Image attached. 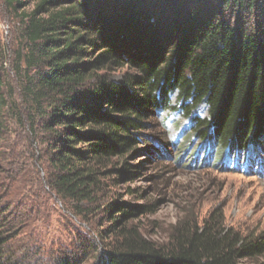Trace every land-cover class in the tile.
I'll list each match as a JSON object with an SVG mask.
<instances>
[{
  "label": "trees",
  "instance_id": "1",
  "mask_svg": "<svg viewBox=\"0 0 264 264\" xmlns=\"http://www.w3.org/2000/svg\"><path fill=\"white\" fill-rule=\"evenodd\" d=\"M25 36L23 100L40 122L50 184L62 200L93 202L111 173L132 180L133 165L112 160L148 140L149 120L168 108L190 117L192 136L229 166L247 168L264 153V0H37ZM2 85L0 78V158ZM202 102L206 118L193 115ZM261 159L254 165L264 175ZM103 210L111 219L99 230L100 250L87 242L96 246L94 264H244L264 253V234L243 236L216 211L199 225L181 220L158 243L125 223L134 205L116 200ZM6 242L0 212V264L33 263ZM77 262L63 256L54 264Z\"/></svg>",
  "mask_w": 264,
  "mask_h": 264
},
{
  "label": "rangeland",
  "instance_id": "2",
  "mask_svg": "<svg viewBox=\"0 0 264 264\" xmlns=\"http://www.w3.org/2000/svg\"><path fill=\"white\" fill-rule=\"evenodd\" d=\"M36 3L24 0L16 6L0 0V78L7 100L0 212L6 218V250L27 256L32 264H54L63 256L77 258V264H94V248L100 250L102 244L97 241L99 230L111 219L103 209L116 200L135 206L125 223L158 243L166 241L181 220L199 225L214 211L226 227L243 236L264 234V175L254 165L262 158L264 167V153H258L247 168L229 166L218 151L215 158L206 153L201 140L192 136L190 117L180 109L168 108L150 119L145 130L148 140L112 160L117 167L125 162L133 165L137 174L132 180L109 174L102 178L103 190L93 202H69L56 194L49 180L51 167L40 122L32 120L23 100L25 26ZM127 71L122 68L113 78L121 80ZM170 99V105H177L174 94ZM193 115L206 118L207 104L200 103ZM243 155L239 154L240 159ZM148 205L150 210L143 211ZM113 214L120 212L115 209ZM92 241L96 246L87 244ZM243 263L264 264V253Z\"/></svg>",
  "mask_w": 264,
  "mask_h": 264
}]
</instances>
